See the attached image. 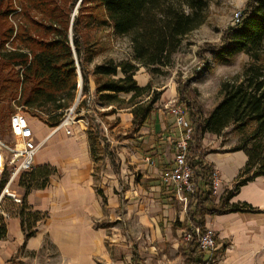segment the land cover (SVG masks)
<instances>
[{"label":"trees","instance_id":"obj_1","mask_svg":"<svg viewBox=\"0 0 264 264\" xmlns=\"http://www.w3.org/2000/svg\"><path fill=\"white\" fill-rule=\"evenodd\" d=\"M6 1L0 0V7ZM7 2L6 9L0 11L2 25L17 14L12 0ZM21 6L22 14H17L20 18L16 19V27L11 25L0 31L1 101L19 98L20 105L55 128L76 100L80 77L83 94L90 92L92 78L96 100L85 118L90 151L96 163V152H107L110 147L97 121L116 114L117 109H130L134 116L132 133H138L147 125L160 108H155L154 95L148 102L141 99L150 96L151 88L139 85L138 71L146 67L158 72L159 67L170 66L186 36L206 22L210 0H29ZM74 9L77 13H73ZM32 10L40 18L32 15ZM95 29H110L118 37L129 36L132 58L120 62L110 59L90 69L97 54L98 41L90 38ZM223 41L221 46L210 49L219 61L230 63L235 55L246 53L251 62L241 75L222 84L223 99L217 107L204 116L193 96L197 94L189 84L180 83L178 90L177 103L185 106L192 130L187 159L196 187L194 194L188 195L186 220L178 225L186 231L195 228L205 231L207 216L252 210L247 204L229 205L233 192L216 204L211 182L214 169L205 159L211 149L204 148L202 143L206 134L219 136L226 128L234 126L240 135V144L233 151H244L248 162L234 191L257 177H264V0H249L239 22L225 31ZM7 44L12 45V49ZM129 94L132 95L129 100L121 97ZM98 105L112 108L103 113ZM88 107L83 100L77 109ZM163 112L166 114L167 110ZM101 140L106 143L104 147ZM174 145L176 147V141ZM55 172L51 165H44L20 177V186L25 188L20 218L26 238L34 235L43 214L29 211L25 198L33 190L46 188ZM6 235L7 226L1 220L0 240ZM184 244L187 264H201L204 254L196 239Z\"/></svg>","mask_w":264,"mask_h":264},{"label":"crops","instance_id":"obj_2","mask_svg":"<svg viewBox=\"0 0 264 264\" xmlns=\"http://www.w3.org/2000/svg\"><path fill=\"white\" fill-rule=\"evenodd\" d=\"M95 90L91 81L92 95ZM177 97L174 83L163 92L151 127L138 133L142 148L137 155H145L140 165L143 176L125 192L118 189L109 164L97 184L84 120L72 127L71 136L63 132L50 147L43 146L35 167L51 165L56 172L46 188L33 190L25 198L29 211L42 213L43 219L30 238L25 237L21 218L7 222V235L0 240V264H187L185 229L178 226L186 220V209L174 188L161 180L162 172L174 165L176 139L166 119L172 116L169 105ZM118 116L124 122L122 128L133 125L130 110ZM40 124L49 129L47 145L59 131ZM206 135L203 147L211 152L205 159L221 177L216 204L233 192L229 205L252 208L206 217V227L216 232L220 264H264V177L234 191L248 157L242 150L216 151L209 147ZM165 146L170 149L169 158ZM46 242L54 253L44 251Z\"/></svg>","mask_w":264,"mask_h":264},{"label":"rangeland","instance_id":"obj_3","mask_svg":"<svg viewBox=\"0 0 264 264\" xmlns=\"http://www.w3.org/2000/svg\"><path fill=\"white\" fill-rule=\"evenodd\" d=\"M7 1L5 3L6 6L3 5L0 7V11L6 9L8 3ZM27 1L29 0H12V8L17 9L16 13L19 14V16L22 14L23 6L21 5L25 4ZM248 1L249 0H210L206 22L186 36L182 46L173 56L172 64L170 66L159 67L158 72H152L146 67H141L138 71L136 79L139 85H149L151 88L149 91L150 96L148 97L146 95L145 97L141 98L143 99V102H148L151 95H154L153 99L156 101L155 108H158L160 107L162 94L166 88H170L174 85V83H176L178 92L180 83H188L189 88L197 94L196 96H193L197 101L202 113L204 116L209 115L223 99L221 94L222 84L225 81L232 80L234 77L241 75L245 66L251 62L250 57L246 53H239L235 55L230 63H223L219 61L216 58V55L210 50L213 49V47L215 48L217 46H221L224 43L223 36L225 31L229 27L236 25V15L242 12ZM75 9L73 13L76 11ZM31 12L32 15L40 18L38 13L33 10ZM17 14L11 15L9 19L5 20V25L0 24V31L8 29L11 25H15L16 27L18 23L16 19L20 18ZM90 36L93 42L98 41L96 46L97 54L93 63L90 65V69H92L95 65L102 64L110 59L120 62L124 60H130L133 56L129 36H115L110 29L92 30ZM7 47L12 49V45L10 44H7ZM143 76L146 77V82L141 81ZM91 81L94 82V80L92 78L90 79V92L88 94L82 93L81 99L79 101L80 103L81 101L86 100L87 106H90V108H81L80 110L77 109L75 112V123L69 126L71 132L72 127L75 126L80 120H84L85 123H88L85 115L91 113V107H93V104L96 100V94H91ZM79 85L76 100L71 107L75 105L78 99ZM155 91L156 93L154 94ZM131 96V94L121 95V97L125 100H129ZM177 100L178 97L174 101L177 102ZM174 101L171 102L169 107L174 104ZM98 107L103 113L109 112V110L112 108H102L99 105ZM18 109H20L22 113L26 114V116L30 118L32 121V126L36 132L37 141H42V139L50 133L49 129L44 128L40 124V122H44L40 118L34 116V111L19 104V98H16L11 102L1 101L0 98V138H3L8 143H11L12 137L9 136V119L13 113L18 111ZM126 110L130 109H117L116 114L108 115L105 118H101L97 121L102 125L101 131L104 133L103 137H106L110 147L107 152H96V157L98 160H96L94 167V172L96 175L95 180L97 184L100 185V182L102 181L101 177L104 172H106V166L109 164L111 171L114 172L118 179V189L122 192H125L131 188V184L135 185L136 179L143 176L141 172L143 169L140 167V165H143L142 160L145 156L143 153H141V156L137 155V153H140L139 149L142 148V140L138 133L145 131V129H141L138 133H132V126H130L128 129L122 128L124 127V122L121 118H119L118 114H122L123 111L125 112ZM153 114L145 128L151 127L154 118ZM166 125L169 126V128L171 127L170 129L174 139H176L180 132L178 131L173 115L166 119ZM55 129L56 127L51 128V132H53ZM63 132L65 133L66 137L71 136L66 133L65 128H62L47 145H44V147H50L51 144L54 143ZM207 139H210V142H208L209 147L216 149L218 152H224L233 151L240 144L241 138L234 126H230L226 128L221 135L216 136L209 134ZM105 144V141L101 140V146L104 147ZM169 151V147L165 146L164 152L167 154L168 158L170 156ZM108 155H110L111 158ZM23 174L24 173L18 176L11 187L12 190L16 191L22 199L24 198L25 188L20 186V177ZM130 178H132V180ZM121 200L123 202L124 198L121 197ZM22 207L23 204L18 205L7 198L3 199L0 202V221L3 220L7 226V222L11 218H20V211ZM45 247L46 248L44 251L49 250L51 253L55 252L54 248H52L47 242Z\"/></svg>","mask_w":264,"mask_h":264},{"label":"built area","instance_id":"obj_4","mask_svg":"<svg viewBox=\"0 0 264 264\" xmlns=\"http://www.w3.org/2000/svg\"><path fill=\"white\" fill-rule=\"evenodd\" d=\"M241 13L235 18V24L239 22ZM82 96V86L79 85V95L75 105L65 112L64 119L53 131L54 133L62 128L66 129V133L71 135L69 129L71 124L75 123V112ZM171 114L175 117V123L180 132L176 138V147L174 152V165L166 168L161 175L163 183L174 188L176 197L181 201L185 209L189 205V194H194L196 187L193 181V170L187 159L188 140L191 135L190 124L187 120L185 106L174 104L169 107ZM9 136L12 137L11 143L0 138V202L7 198L18 205L23 204L20 195L12 190V185L22 173L31 171L34 168L36 155L45 145L48 137L42 141H37L36 132L31 124V120L20 109L13 113L9 119ZM213 195L221 183V177L214 170L212 178ZM196 239L200 251L204 254L201 264H220L217 256L216 232L211 228H195L192 231H184L183 240L190 243Z\"/></svg>","mask_w":264,"mask_h":264},{"label":"water","instance_id":"obj_5","mask_svg":"<svg viewBox=\"0 0 264 264\" xmlns=\"http://www.w3.org/2000/svg\"><path fill=\"white\" fill-rule=\"evenodd\" d=\"M81 82H82V80H81V77H80V82L79 83L81 84Z\"/></svg>","mask_w":264,"mask_h":264}]
</instances>
